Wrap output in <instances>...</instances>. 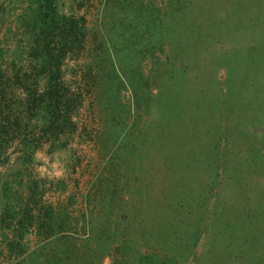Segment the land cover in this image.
Instances as JSON below:
<instances>
[{"label":"rangeland","instance_id":"obj_1","mask_svg":"<svg viewBox=\"0 0 264 264\" xmlns=\"http://www.w3.org/2000/svg\"><path fill=\"white\" fill-rule=\"evenodd\" d=\"M130 1L110 0L106 13L159 17L138 20L134 34L124 22L119 40L161 48H111L105 0H57L83 18L86 44L61 65L81 102L53 139L23 130L16 81L40 87L42 76L11 71H26L20 0H0V101L9 106L0 118L21 117L0 135V203L29 193L79 233L87 219H110L139 234L155 264H264V0H149L157 10ZM119 49L112 66L108 53ZM27 244L36 249L28 262L45 264L44 240L30 232ZM82 255L56 263L94 264L89 249Z\"/></svg>","mask_w":264,"mask_h":264},{"label":"trees","instance_id":"obj_2","mask_svg":"<svg viewBox=\"0 0 264 264\" xmlns=\"http://www.w3.org/2000/svg\"><path fill=\"white\" fill-rule=\"evenodd\" d=\"M109 1L105 0V16H103L104 26H108L109 32L106 45L111 48L124 46L126 52L134 55L163 46V42H158L156 46L153 42L145 45L130 40L129 37L121 42L118 38L119 30L125 31V25H129L131 28H127V31L134 34L141 28L138 20H144L142 25L149 27L159 16L157 13L151 20L145 19L147 15L143 18L133 17L129 9L131 20L125 21L121 19L127 14L123 8L117 13L115 11L110 12L109 15L106 13V5ZM144 2L153 10L156 9L149 0H131V8L136 9L141 3L144 6ZM19 5L16 24L25 34L26 71L22 67L18 70L12 68L11 71L16 75L21 70L32 72V76H42L43 82L39 87L36 81L29 83L24 79V81L18 79L16 81L21 85L23 88L21 91L24 93L19 101L21 113L25 114L22 116L23 130L33 136L37 132L36 135L39 134L42 138L52 136L56 139L65 127L74 125L72 113L81 102L79 92L71 90L64 83L61 77V65L65 59L77 57L85 48L86 32L83 18L61 12L57 0H20ZM109 18L114 20L111 21ZM124 22L127 24L123 25ZM120 50L122 49L108 53V60L112 66L118 64L113 62L114 59L122 58L118 54ZM2 102L3 99L0 101L1 114L3 109L9 108L7 103L4 105ZM9 117L7 115L0 118V135L6 134L11 126H18L17 122L21 120V117L11 116L10 121ZM20 143L24 145L23 140ZM93 186L95 185L87 187V192ZM19 192V198L14 203L9 201L0 203V264H16L14 259L23 261V264H31L30 260L28 262V256H32L36 249L34 247L29 249L27 244L30 232L44 240L43 245L36 247L46 258L45 264H57L56 262L61 258L81 259L82 254L88 249L92 253L94 264H100L105 256H109L113 264H131L129 251L134 254L133 264H155L159 261L155 250L151 253L142 251L144 243L133 237L138 238L139 234L126 233L125 226L119 227L110 219L101 223L98 220L87 219L85 228L83 227L80 233L69 226L62 228L64 220L57 215L52 204L46 203L37 207V203L32 202L29 193ZM132 230L134 232V229ZM58 242L61 246H65L64 250L56 247ZM148 259L152 262H148Z\"/></svg>","mask_w":264,"mask_h":264}]
</instances>
